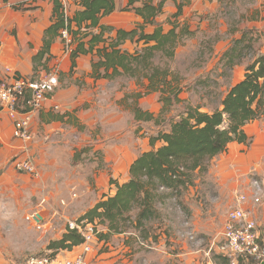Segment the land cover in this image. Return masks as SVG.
<instances>
[{"label": "crops", "instance_id": "0c3cea01", "mask_svg": "<svg viewBox=\"0 0 264 264\" xmlns=\"http://www.w3.org/2000/svg\"><path fill=\"white\" fill-rule=\"evenodd\" d=\"M59 1L63 3L64 12L68 17L72 18L78 12L85 10V7L81 5V0ZM147 1L150 2V0H135L133 4L129 5V0H114L115 9L101 16L99 24L94 27L89 26V21L82 25H77L74 22L72 28L79 33L77 40L71 45L74 49L83 44L84 49L83 52H79L76 58H73L71 51L66 48L65 40L61 34L53 39L49 52L39 58V52L45 45L46 31L54 23L56 0H0V82L11 83L21 79L36 80L48 70L46 69L47 66L50 70L58 71V86L54 92L46 97L42 108L33 114L31 121L33 138L28 144L24 145L21 139L14 136V120L8 109L0 104V183L17 175L14 161L17 157H26L27 154L35 161L41 181H51L55 184L57 179H60L59 175L65 171L71 172L73 166L76 167L73 171L76 172V175L83 174L86 178L94 177L97 182L99 199L104 194L114 193L115 186L111 183L113 179L120 183L129 180L132 163L141 153L149 151L151 146L148 143L150 149L145 144L143 150H140L139 147L133 148V150L118 143L117 139L120 140L122 136L121 129H123L126 115L127 121L128 118H131L132 122L143 121L135 118V110L140 107L127 109L121 105L122 102L115 104V106L107 104L106 107L105 97L108 96L103 87L119 77H130L132 95L126 96H136L134 98L138 101L140 100V93L134 92V89L138 86L146 87L148 82L146 80L139 81L135 77L124 74L111 79L95 77L93 64L100 59L99 50L108 47L112 41L111 38H115L119 30L132 31L137 29L140 32V26H145L146 33H153L156 28L163 27V33H168L173 28V22L180 21L182 23L189 20L188 17L191 14H194L196 19L204 24L209 15L208 8L210 7V10L215 11L219 5L217 0H162L164 4L161 12L151 21H148L136 10L138 7H143ZM159 1L161 0H152L151 2L157 4ZM255 1V7L264 6V0ZM178 4H183V13L175 17ZM252 13L256 17L248 21L252 22V25L262 26L264 12L253 11ZM102 27L109 29L104 30L103 37L106 41L92 45V36L100 34L103 31ZM70 37L72 39L71 35ZM143 44L144 41L138 44L136 41L127 40L120 45V48L134 52ZM132 47H135V50L128 49ZM261 51L264 52V44ZM222 58L221 54L219 62L221 60L225 62ZM242 65L244 64L234 66V71L238 69L241 75L237 80L235 75L229 88L244 78L245 66ZM227 68L229 67L227 66ZM8 69L10 72L7 71ZM110 71L112 72V70ZM147 92L149 91L147 90ZM152 95L158 96V93L149 92V96ZM151 110L150 112L153 113ZM69 128L74 131L79 128L81 130L96 128L95 132L98 139L102 136L104 138L96 141L95 146L90 141V145L81 149L73 147L75 155H72L73 159L69 158L68 163L65 164L62 163L64 161L60 158V152H63L64 155H66L65 149L69 153L71 152L72 143H70V139L67 140ZM244 129L250 139L248 143L231 142L226 152L212 160L210 172L215 177V191L209 198H213L215 204L222 205L225 209L229 208L228 211L233 207L243 206L251 212V216L257 222L260 231L264 233V116L247 123ZM71 133L74 132L71 131ZM109 134H112L114 138V141L111 142L112 145L106 142ZM92 150L96 151L100 158L91 162L94 167L90 171H85V168H80V164L83 162L80 159ZM253 178H258L262 182L261 203L259 204L253 201L256 194V190L251 184ZM241 194L248 197L245 203L238 200V196ZM58 195L61 194L56 189H52L48 193L39 191V208H34V210L38 209L44 212L48 218L46 224L50 225V228L46 227L44 232L52 234L53 239L61 238L68 224L79 219L87 211L86 209L81 210L77 218L67 216L63 209L65 206L62 207V211L58 209L59 207L54 206L57 203ZM199 195L200 193L197 194L196 198L202 204L201 201L204 197L199 199ZM183 200L189 202L190 214L191 212H194L193 215L197 213L195 212L196 208L193 207V199L189 200V198L184 197ZM71 201L73 206L80 203V200L76 199ZM65 209L66 212L67 208ZM77 210L73 211L77 212ZM58 214L62 215L59 216ZM203 215H205L204 212ZM227 215L223 219L225 223ZM211 223L212 221L208 223V226L203 225L201 227L199 225L195 230H191V232H197V234L195 233L197 243L209 235V232H204L212 227ZM57 227L61 230L57 231ZM223 229L219 231L218 235L210 239L211 243L214 241V244L217 243V247L214 248L215 260H206L204 257L206 261L204 260L202 264L206 262L207 264H220L217 256L221 255L218 245L222 241ZM100 230L104 235L108 232V229L103 226ZM166 230L168 235L163 233L165 235L161 236L159 233V238H157V241L161 240L159 243L154 240L151 233L143 242L148 243L149 246L154 245V247L160 245L156 248L163 250L169 258H176L175 264H199V261L193 262L199 256L188 254L186 245H182V241L179 239H177L178 243L174 244L171 241L174 240L173 234L169 235V229ZM127 234L130 236L128 237ZM201 234L203 235L201 236ZM138 238L141 237L137 231L106 235L103 238L95 236L91 241L92 251L88 253L87 258L98 264H136L140 252H135L133 246L139 244ZM79 249V247L75 248L76 251ZM72 252L70 250L61 251L60 255L67 257Z\"/></svg>", "mask_w": 264, "mask_h": 264}, {"label": "rangeland", "instance_id": "374dc122", "mask_svg": "<svg viewBox=\"0 0 264 264\" xmlns=\"http://www.w3.org/2000/svg\"><path fill=\"white\" fill-rule=\"evenodd\" d=\"M217 1L219 5L215 11L210 10V7L208 8L209 15L204 24L196 19L197 17L194 14L188 17L189 20H185L182 23L178 21L176 32H179V34L174 44V55L172 58L161 50L156 52V56L153 59L154 64L162 69H166L171 79H174L176 75L181 79V99L179 102L169 106L168 111L162 112L163 103L160 101V94L158 93V96H149V92H147L145 86H138V88L134 89V92L140 93V100L137 101L134 98L136 96H126L132 95V80L129 79L130 77H119L113 81L111 80L112 82L103 87L108 96L105 97L106 107L107 104L115 106V104L122 102L121 105H124L127 109H134L136 106L149 111L152 109L151 111H153L156 117L150 121L143 120L138 122L135 120L136 122H132L131 118H128L127 121L126 115L123 129H121L122 136L120 140L117 139L118 143L131 149L139 147L140 150H143L146 144L148 149H150L148 145L149 137L156 135L159 131L169 130L171 122L174 119H178L188 106H202V110L205 111L220 108L221 102L235 75L237 80L241 73L238 72V69L234 71L235 67L233 69L227 68L225 62L222 60L219 62V59L221 54L224 56V53L245 32L250 31L248 32V37L253 38V44L257 49L256 56L264 54L261 51L264 44V23H262V26H256L248 21L256 17L252 13L253 11L264 12V6L255 7V0ZM184 27L188 28L183 33ZM128 49L133 51L135 47ZM223 51L225 52L222 53ZM252 58L251 54L245 57L241 63L244 64L242 66L246 67ZM119 107L122 108L121 106ZM68 130L67 140L70 139L69 141L72 143L71 152L69 153L67 149L64 151L66 155L60 152V158L64 161L62 163L65 164L68 163L69 158L73 159L72 155H75L73 147L81 149L86 147V145H90V141L95 146L96 141L104 138L102 136L98 139L95 132L96 128L92 130H81L79 128L77 131L69 128ZM71 131L74 133H71ZM112 136V134H109L108 139H106V142H109L110 145L114 141ZM99 158L100 155L96 151L92 150L90 153L88 152L84 157H81L80 160H83V162H81L80 168L90 171L94 167L91 162ZM85 160L86 162H84ZM75 168L73 166L72 171L69 173L66 171L62 172L59 175L60 179H57L55 184L51 181H41L39 176H32L27 173L18 172L17 170V175L11 176L0 183V264H17L31 255L50 251L49 243L55 240L52 238L53 235L36 229L33 223L27 219V215L39 206V191L48 193L52 189L58 190L61 195H58L57 203L54 206L59 207L58 209L61 211L62 207L65 206L63 208L64 213L67 216L76 218L79 217L81 210L86 209L88 211L104 196L112 195L110 193L104 194L99 199L95 178L92 176L86 178L83 174L76 175V172H73ZM210 168L211 164L207 171H197L194 176V184L189 186L182 196V200L184 197L189 198V200L193 199V207L196 208L195 212L197 213L193 215L194 212L190 214L189 210H187V208H190L189 202L187 203L183 200L181 203L175 197L169 198L158 205L162 218L155 219L154 222L149 224V226L152 225L153 227L152 236L159 235V233L161 236H164L165 234L163 233L167 234L166 229H169V235L173 234L174 238L171 241L176 244L178 243L177 239L181 240L182 245H186L188 254H197L199 256V258L193 261H199V264L204 262V257H206V260H215L214 248L217 247V243L214 244L215 241L211 243L210 239L218 235L219 231L224 228L225 222L223 219L229 209L215 204V200L209 198L215 191V177L211 174ZM199 193V199L204 197L201 201L202 204L196 198ZM192 195L194 196L192 197ZM75 199L80 200V203L73 206L71 200ZM65 208H67L66 212ZM76 209H78L77 212L73 211ZM203 212L205 215H203ZM58 215L61 216L62 214ZM44 217L48 221L45 215ZM211 221L212 227L204 232H209V235H206L197 243V232H191V230H195L199 225L201 227L203 225L208 226V223ZM101 227H98L99 230ZM60 230L57 227V231ZM131 231L136 230L131 229ZM183 234L186 236L183 237ZM190 235H193V238ZM127 236L129 237L130 235L127 234ZM157 238L159 237L157 236ZM160 241L159 239L156 242L159 243ZM137 242L139 244L133 246L135 252H140L136 264L176 263V258H169L163 250L156 248L160 245H155L156 247L154 245L149 246L141 238H138ZM244 264L250 263L246 261Z\"/></svg>", "mask_w": 264, "mask_h": 264}, {"label": "trees", "instance_id": "16d2710c", "mask_svg": "<svg viewBox=\"0 0 264 264\" xmlns=\"http://www.w3.org/2000/svg\"><path fill=\"white\" fill-rule=\"evenodd\" d=\"M151 1L136 8L148 21L161 12L164 4L162 0L157 4ZM134 2L135 0H129V5ZM81 5L85 10L71 18L65 14L63 3L56 0L54 23L46 31L45 45L39 52V58L49 52L53 39L60 36L64 29L72 36L73 45L79 33L72 28L74 22L82 25L89 21V26L94 27L99 24L101 16L115 9L114 0H81ZM177 6L175 17L183 13V4ZM173 23V28L168 33H163V27L156 28L153 33H146L145 26H140V32L137 29L119 30L117 36L111 38L109 46L99 50L100 59L93 64L95 77L111 79L124 74L139 81L146 80L147 90L160 94L162 112L168 111L169 106L181 99V79L177 75L171 79L169 72L156 66L153 59L159 50L173 57L174 44L179 34L176 32L178 22ZM184 28L183 33L188 27ZM102 30L100 34L92 36V45L106 41L103 34L104 30L109 29L102 27ZM248 32L224 53L223 60L230 69L241 64L249 54L253 58L245 67L244 78L227 90L221 107L205 111L202 106H188L178 119L171 122L169 130L150 136L151 149L134 160L130 167L129 180L120 183L113 179L111 183L115 186L114 193L104 196L77 219V222L87 221L95 224L97 228L106 227L108 232L105 235L102 232L97 234L101 238L134 229L145 240L153 229L149 224L162 218L158 207L161 202L175 197L182 203L184 191L194 184L197 171H207L212 160L226 152L231 142H249L245 125L264 116V54L256 56L257 49L253 38L248 37ZM127 40L136 41L138 44L144 41V44L130 52L120 48ZM83 51V44L74 48L73 58ZM46 69L50 70L48 66ZM135 118L150 121L156 117L150 111L136 108ZM157 236H153L155 241ZM83 242L82 234L68 224L62 237L52 240L49 248L55 255L65 250L71 251ZM218 258L222 264H231L224 255H218ZM246 261L258 264L252 257L248 260L240 258L237 264H244Z\"/></svg>", "mask_w": 264, "mask_h": 264}, {"label": "built area", "instance_id": "2783aa9c", "mask_svg": "<svg viewBox=\"0 0 264 264\" xmlns=\"http://www.w3.org/2000/svg\"><path fill=\"white\" fill-rule=\"evenodd\" d=\"M68 51H73L71 37L67 29L61 32ZM10 72V69L7 70ZM58 71H46L36 80L21 79L0 82V104L7 108L10 116L14 120V136L21 139L24 145L32 141L31 121L33 114L39 111L46 97L54 92L58 86ZM25 148H27L25 146ZM14 165L19 172L27 173L32 176H39V169L35 161L28 154L24 158L17 157ZM251 184L256 190L253 197L254 203H261L262 182L258 178L251 179ZM241 203L248 200L247 195L238 196ZM27 219L34 227L44 231L50 228L41 210H34ZM70 226L76 228L84 237V242L71 251L70 256H62L60 253L55 255L52 251L34 254L26 257L17 264H98L87 258L92 251L91 241L100 232L99 228L91 222L71 221ZM186 236L183 234V237ZM193 238V235H190ZM221 255L226 256L231 264H237L240 258L248 260L254 258L258 264H264V233L258 227L257 222L251 216V212L243 206L233 207L228 211L227 221L222 233V241L218 245Z\"/></svg>", "mask_w": 264, "mask_h": 264}]
</instances>
